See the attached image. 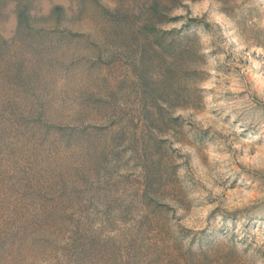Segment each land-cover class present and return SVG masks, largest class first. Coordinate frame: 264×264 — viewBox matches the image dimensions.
Here are the masks:
<instances>
[{"label":"rangeland","instance_id":"1","mask_svg":"<svg viewBox=\"0 0 264 264\" xmlns=\"http://www.w3.org/2000/svg\"><path fill=\"white\" fill-rule=\"evenodd\" d=\"M153 1L0 0V264H264V0Z\"/></svg>","mask_w":264,"mask_h":264},{"label":"trees","instance_id":"2","mask_svg":"<svg viewBox=\"0 0 264 264\" xmlns=\"http://www.w3.org/2000/svg\"><path fill=\"white\" fill-rule=\"evenodd\" d=\"M123 7L120 4H116L112 9V12L117 15H121ZM148 21L142 23L141 29L147 32L149 35L154 34L153 41L151 43L157 44L158 46L166 49L164 45V36L158 34L156 28V23L162 22L164 19L163 12L160 9L158 1H153L147 8ZM65 17V9L62 6H54L49 14L44 17L47 22L54 23V26H49L48 28H40L37 26V22L43 20V18L33 15L30 11L29 5H18L17 8V28L16 35L23 36L25 38H31L36 33L44 31L47 35H54L58 33V26L62 23Z\"/></svg>","mask_w":264,"mask_h":264}]
</instances>
